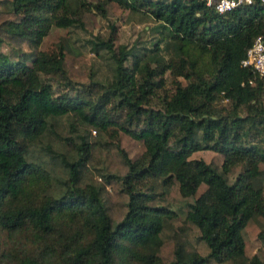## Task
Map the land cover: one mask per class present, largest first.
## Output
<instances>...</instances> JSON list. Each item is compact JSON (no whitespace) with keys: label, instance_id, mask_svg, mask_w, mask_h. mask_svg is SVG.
I'll return each mask as SVG.
<instances>
[{"label":"trees","instance_id":"trees-1","mask_svg":"<svg viewBox=\"0 0 264 264\" xmlns=\"http://www.w3.org/2000/svg\"><path fill=\"white\" fill-rule=\"evenodd\" d=\"M109 7L166 28L173 63H142V49L120 44L112 21L92 43L113 60L110 82L72 81L69 41L38 51L52 29L85 28L86 15L106 18ZM257 36L261 0L223 14L204 0H0V234L10 247L0 264H264V79L241 64ZM22 45L28 51H14ZM167 68L187 83L175 80L160 97ZM51 73L74 94L57 91ZM64 128L72 153H51ZM125 137L140 144L134 155ZM32 148L50 159L32 162ZM203 151L222 155L220 169ZM95 156L112 166L96 170L100 182L83 176ZM50 175L56 183L43 182Z\"/></svg>","mask_w":264,"mask_h":264},{"label":"rangeland","instance_id":"rangeland-1","mask_svg":"<svg viewBox=\"0 0 264 264\" xmlns=\"http://www.w3.org/2000/svg\"><path fill=\"white\" fill-rule=\"evenodd\" d=\"M90 4H96L100 0H86ZM115 9L107 8V17L105 18L99 12L93 11V15L85 13V28L80 27L79 25H72L69 28H60L52 29L51 32L45 37L42 44L40 45L38 51H43L46 55L51 54L52 51L57 50L58 44L62 40L69 41L75 52L71 53L69 58L66 59V71L72 81L89 83L90 81H96L99 83H107L113 79L114 74V63L109 55L103 49H98L97 51L93 50V42L97 39H105L109 36V27L108 24L112 21L116 28V33L118 35V41L120 44H123L131 49H142L140 51L143 60L142 63L147 62L149 59L155 61V64L161 63L160 65L165 64L166 66L169 63L177 58L176 53H174L172 48V41L169 39V31L165 28L157 32L155 27L158 25L157 22L149 15L143 14L140 12H130L129 10H124L115 15ZM157 47V49H156ZM21 49V50H20ZM2 50L7 54V47H2ZM14 51H28L25 45H22L20 48H16ZM13 61H16L15 57H11ZM159 60V61H158ZM158 61V62H156ZM154 63L151 64L152 67L155 66ZM45 77L51 81L55 89L59 92L66 91L70 89L62 82V78L57 74H48ZM164 79V90L159 92L160 97L164 95H170L174 91V81L180 80L181 83L186 84L187 81L182 77H175L171 74L170 68L164 70L162 75ZM74 89L70 90L71 94H74ZM159 101L155 99L154 106L158 105ZM219 107H225L227 105L226 100H221L218 102ZM63 133V132H62ZM65 135L61 136V139L58 143H55L54 146H50L51 153H72L71 148L73 144H69L67 137L70 134L64 128ZM92 137H98V133L91 131ZM122 145L126 146V149L130 148L131 155H134L136 151L140 148V144L134 141L129 140L125 137L122 140ZM29 159L32 162H46L50 159V153L44 151L43 149L36 148L31 149ZM210 164L216 169H220V165L223 162V157L219 153L212 151H203L200 153ZM101 157V156H100ZM95 156L96 160L99 161V165L95 161H89L87 169L84 171L83 176L88 177L92 181L100 182L102 179L97 176V171L112 172V166L107 170L103 169L102 166H105L109 163V158L103 161L102 158ZM47 166V164H46ZM42 170V169H41ZM97 170V171H96ZM220 171V170H219ZM235 175V172H234ZM231 176V179H233ZM45 179V177H43ZM43 180V179H42ZM53 182L56 183L57 179L52 175L49 176L48 180L45 179L43 182ZM41 182V183H43ZM40 183V184H41ZM156 185L161 184L160 181L155 182ZM178 188V182L174 181L170 186L172 194L176 193ZM106 189L108 192L113 191L112 185H107ZM34 190L41 191L40 186L35 185ZM156 191H160V187L156 186ZM110 201L107 203L109 205H114L115 201L110 196ZM176 211L175 208H171ZM171 228H175L179 224L178 215L172 220ZM194 243L197 251L205 256L208 254L209 250L205 243L198 240V231L192 227L188 228L186 231ZM5 237L3 234H0V250L5 248H10L4 241ZM24 239H21L23 241ZM24 249V248H23ZM215 264V263H214Z\"/></svg>","mask_w":264,"mask_h":264},{"label":"built area","instance_id":"built-area-1","mask_svg":"<svg viewBox=\"0 0 264 264\" xmlns=\"http://www.w3.org/2000/svg\"><path fill=\"white\" fill-rule=\"evenodd\" d=\"M209 7H214L219 14L228 12L243 4H251L252 0H204ZM264 2V0H261ZM242 66L251 67L264 79V38L257 36L248 48Z\"/></svg>","mask_w":264,"mask_h":264}]
</instances>
